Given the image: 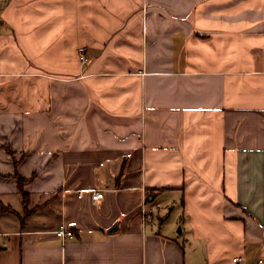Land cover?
Instances as JSON below:
<instances>
[{"label":"crops","instance_id":"obj_1","mask_svg":"<svg viewBox=\"0 0 264 264\" xmlns=\"http://www.w3.org/2000/svg\"><path fill=\"white\" fill-rule=\"evenodd\" d=\"M238 255L264 259V0H0V264Z\"/></svg>","mask_w":264,"mask_h":264},{"label":"built area","instance_id":"obj_2","mask_svg":"<svg viewBox=\"0 0 264 264\" xmlns=\"http://www.w3.org/2000/svg\"><path fill=\"white\" fill-rule=\"evenodd\" d=\"M79 54H80V58L82 59V61H87L88 60V56L86 54V50L85 47H80L79 48ZM86 190H81L79 191V195L83 196V194L85 193ZM91 194H92V199L94 201H97L98 199L103 197V190L102 189H91ZM142 221L145 224L146 222H149L152 220V210L151 209H146L145 206H143L142 208ZM55 233L58 235V237H60L63 241L67 238H73L74 237V233L72 231V229H69L67 227V225L65 223H60L58 228L55 230ZM233 263L234 264H242L243 262V256H235L232 258ZM257 264H264V259L260 258L257 261Z\"/></svg>","mask_w":264,"mask_h":264},{"label":"trees","instance_id":"obj_3","mask_svg":"<svg viewBox=\"0 0 264 264\" xmlns=\"http://www.w3.org/2000/svg\"><path fill=\"white\" fill-rule=\"evenodd\" d=\"M24 197H26V194H24Z\"/></svg>","mask_w":264,"mask_h":264}]
</instances>
